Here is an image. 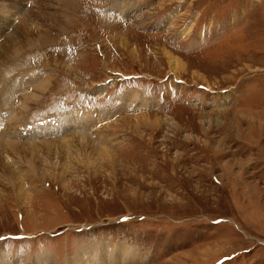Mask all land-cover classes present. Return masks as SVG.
I'll return each mask as SVG.
<instances>
[{"label":"rangeland","instance_id":"obj_1","mask_svg":"<svg viewBox=\"0 0 264 264\" xmlns=\"http://www.w3.org/2000/svg\"><path fill=\"white\" fill-rule=\"evenodd\" d=\"M29 1L0 0V47ZM39 4L29 26L48 38L2 64L0 140L62 142L82 127L48 130L74 113L111 134L94 166L62 150L19 186L1 168L0 259L80 264L123 245L134 264H264V0Z\"/></svg>","mask_w":264,"mask_h":264},{"label":"bare ground","instance_id":"obj_2","mask_svg":"<svg viewBox=\"0 0 264 264\" xmlns=\"http://www.w3.org/2000/svg\"><path fill=\"white\" fill-rule=\"evenodd\" d=\"M13 1L14 0H3L4 3H6V2L8 3L9 11L12 14H14L15 12H18L17 10L19 9V7L21 5H23L22 3H24V2H26V4L30 3L29 0H16L17 1L16 3H14ZM39 1L44 2L46 0H34L33 8L28 13H26L27 15L24 16L20 20V23L18 24V26H16V34L18 36L15 35L14 37H12V36L7 37L4 41V43L6 45H4L3 47L2 46L0 47V70H1L0 72H2V70H4L2 67V64H7L6 65V67L8 66V68L6 70L7 72H9L8 70H10V71L13 70V69H11V67L15 66V64H14L15 61L12 60V58H14L12 56L23 51L25 49L23 47L25 45H28L27 42L30 41L29 45L31 47H33L36 44H39L41 40H46L48 38L47 36H45V34H44V36L40 35V37L38 39V43H37V40L33 39L34 31L31 30V27L29 26L31 24V18L30 17H33V14H37V11L39 10V8H41ZM17 4H19V6H17ZM39 16H40V14H39ZM26 26H27V29H25ZM31 34H32V37H30ZM0 35H1V31H0ZM9 54H11V56L3 58V56H7ZM9 73H8V75H9ZM8 84L9 83H7L6 85H8ZM43 85L45 86L46 84H43ZM8 88H9V85L5 89L7 90ZM89 118H90V116L87 113H84V115H82L81 113H78V114L74 113V120L73 121L70 117L59 118L58 121H56L54 124H51L52 126L50 127V129H49V127H47V129H49L48 131H49L50 137L54 136V135L59 136L60 132L67 129V127L71 123L78 125V127L81 126L82 131L84 133L82 134V132H80L79 134H76V132H75L74 135L71 136V138H69L67 140H63L62 142L58 141V139H56V140L51 139V141L46 142L42 146L41 145L37 146L36 143L33 145L20 144L21 142L19 143L17 140H12L13 138H12L11 134H10L11 137L7 136L8 131H6L5 134L2 135L3 140H0V170H2L1 168H3V174H4L3 176L8 180V183L9 184H12V183L17 184V182H19L18 181L19 176H22V177L30 176L29 174L31 172L33 173L36 170H39L38 163L42 162L43 156H45L46 159L50 161V158L52 157V155L56 154L61 159L63 157V154H64L62 150L66 151V152L70 151V153H72L73 150L79 149L81 152H85L87 154L90 153L91 157L88 156L89 158L87 157V159L89 162H91L90 164L92 166H94L95 163L93 162V159H96L94 156H97L99 154V152L101 154V150L104 149L105 147L106 148L108 147V145H109L108 137L110 138L109 135L111 133L110 134L108 133V135H106L107 134L106 132H104V134H102L103 132H100L96 135L97 137L95 138L94 135L96 133H94L93 130H91V129L94 127V125L96 123L98 124L99 122L96 121L95 123H93L90 121L91 122V124H90V123H88ZM123 120H124V118H123ZM4 128H5V126L2 127L3 130H5ZM75 129H76V131H78L77 128H75ZM85 133H87V134H85ZM31 134L34 135L35 132H32ZM36 134H38V132H36ZM95 139H97V140H95ZM31 144H32V142H31ZM70 153H69V155H70ZM5 155H10L11 158H12V156H17L18 161L22 162L24 164H27V166L29 167V170H27L26 173L21 171L22 172L21 173L17 170V168L16 169H15V167L12 168V166H14L15 161L13 164L9 161H8L9 163H7L6 160H4L6 158ZM104 158L111 159V154L109 152L108 153L106 152ZM17 186H19V185L17 184ZM12 188H14V187H12ZM122 249H126L125 250L126 253H124V251ZM132 249L133 248H130V247L126 248L123 245L117 246L115 248V250H112L114 252L108 258H104L103 249H101L100 255L97 258L91 259V260H86V258H84L85 257L84 256L83 259L78 260V262L80 264H85V262H90V264H128V263L132 262V264H134L136 262V260L134 259L135 252ZM121 250L123 251V256H122L123 258H121V260H120L119 253L121 252V254H122ZM112 251H108V252L111 253ZM125 255H126V257H124ZM128 258L130 260H128ZM42 259H44V261H40V264H53L52 259L49 257H43ZM0 264H7V262L5 263L4 259H0Z\"/></svg>","mask_w":264,"mask_h":264}]
</instances>
